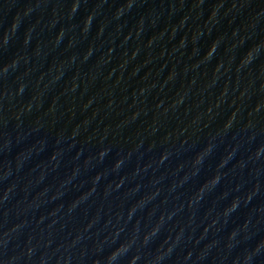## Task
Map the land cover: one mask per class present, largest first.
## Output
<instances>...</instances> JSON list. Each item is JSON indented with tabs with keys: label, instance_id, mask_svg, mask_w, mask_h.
Returning a JSON list of instances; mask_svg holds the SVG:
<instances>
[{
	"label": "water",
	"instance_id": "95a60500",
	"mask_svg": "<svg viewBox=\"0 0 264 264\" xmlns=\"http://www.w3.org/2000/svg\"><path fill=\"white\" fill-rule=\"evenodd\" d=\"M61 264H264V0H90Z\"/></svg>",
	"mask_w": 264,
	"mask_h": 264
},
{
	"label": "clouds",
	"instance_id": "9594fccd",
	"mask_svg": "<svg viewBox=\"0 0 264 264\" xmlns=\"http://www.w3.org/2000/svg\"><path fill=\"white\" fill-rule=\"evenodd\" d=\"M212 182H213V183L218 182V177L213 178V181H212ZM236 206H237V205H236L235 202H234L233 205H232V209L234 210ZM118 251H119V249H117V252H118ZM115 256H116V252H113V253L110 255L109 259L111 260V259L114 258ZM133 260H135V258H133Z\"/></svg>",
	"mask_w": 264,
	"mask_h": 264
}]
</instances>
